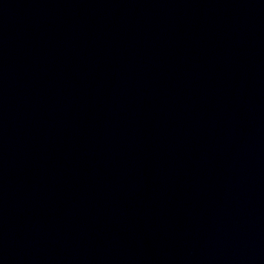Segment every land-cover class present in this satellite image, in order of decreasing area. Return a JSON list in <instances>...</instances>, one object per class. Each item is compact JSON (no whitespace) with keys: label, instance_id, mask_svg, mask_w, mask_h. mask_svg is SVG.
Segmentation results:
<instances>
[{"label":"water","instance_id":"1","mask_svg":"<svg viewBox=\"0 0 264 264\" xmlns=\"http://www.w3.org/2000/svg\"><path fill=\"white\" fill-rule=\"evenodd\" d=\"M0 264H264V0H0Z\"/></svg>","mask_w":264,"mask_h":264}]
</instances>
